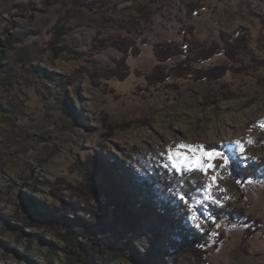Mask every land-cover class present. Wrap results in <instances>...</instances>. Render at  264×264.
Segmentation results:
<instances>
[{
  "label": "rangeland",
  "instance_id": "rangeland-1",
  "mask_svg": "<svg viewBox=\"0 0 264 264\" xmlns=\"http://www.w3.org/2000/svg\"><path fill=\"white\" fill-rule=\"evenodd\" d=\"M17 3L24 10L17 11ZM144 4L150 10L149 43L139 44L140 54L128 57L125 78L106 77L122 52L111 45L96 50L92 43L99 37L134 38L121 22ZM190 25L207 41L243 27L252 51L260 55L264 0H0V264H67L63 229L26 221L35 208L48 212L58 206L60 197L75 200L71 188L83 183L76 165L89 155L114 161L122 189L146 201L147 195L122 175L128 177L129 168L139 176L150 173L158 154H168L172 145L217 144L232 160L233 152L241 155L242 144L243 155L253 158L246 166L264 161V83L254 76L227 71L214 82L171 77L176 87L147 84L144 73L156 63L153 43L180 40ZM229 63L219 54L195 66ZM253 73L262 74V69ZM171 151L200 155L189 148ZM204 162L217 167L200 172L201 184L212 183L210 191L217 188L225 199L220 206L207 201L191 205V200L185 205L196 214L200 234L207 236L203 259L173 263L166 256V225L156 261L264 264V171L241 182L231 167L219 168L222 159L204 157ZM211 176L217 177L214 183ZM193 197L202 198L199 192ZM176 203L169 202L168 212L178 227L188 228V222L197 231ZM230 205L243 207L258 220V228L247 231V225L220 214ZM149 232L145 220L130 249L111 264H133L131 256L150 248Z\"/></svg>",
  "mask_w": 264,
  "mask_h": 264
},
{
  "label": "trees",
  "instance_id": "trees-1",
  "mask_svg": "<svg viewBox=\"0 0 264 264\" xmlns=\"http://www.w3.org/2000/svg\"><path fill=\"white\" fill-rule=\"evenodd\" d=\"M14 7L17 11L24 10L23 4L20 3L15 4ZM136 11L137 14L121 22L122 27L134 38L99 37L92 43L96 50L111 45L122 52V56L115 63V69L111 68L107 71L108 78L114 76L120 79L125 78L130 73L128 57L139 55L140 45L149 43L146 32L150 10L144 4L136 6ZM184 30L180 40L163 39L153 43L156 63L150 71L144 73L148 85L176 87L177 83L170 82L171 77L214 82L227 71L247 73L257 78L258 83H264V39L262 40V37L257 44L261 52L258 55L252 51L250 35L243 27L232 35L219 32V41L199 38L192 25ZM22 38L23 36L18 37V39ZM219 54L228 57L230 63L206 68L195 66ZM175 57H179L176 62L169 63L170 59ZM257 69H262V74L253 73ZM210 145L221 148L217 144ZM109 162L96 154L80 160L76 169L82 173L83 183L71 188L73 194L71 198L75 200L67 201L60 197V204L50 208L48 212L35 208L26 222L31 225L43 224L63 229L62 237L65 242L63 249L67 254V264H111L114 259L123 256L126 250L130 249L132 236L143 228L145 220L149 222L148 237L151 245L147 251L130 257L133 264H158L155 256L159 248L157 244L163 238L166 225L170 229L169 237L165 242L169 248L166 256L173 263L184 257L200 263L203 259V247L207 243V236L190 228L188 222L186 224L188 228L178 227L174 216L168 212L169 202L174 196L171 190L179 188L189 197H193L197 191L188 181L201 184L200 172L185 177V182L181 184L179 177L165 170H160L159 173L152 170L144 176H139L129 168L128 177L122 176L129 178L133 187L141 191L142 196L147 195L148 201H146L122 189L117 175L119 167L114 161ZM231 169L235 178L244 182L250 178L256 179L260 171H264V161L245 167H231ZM215 189V198L224 201L223 193ZM213 208L219 210L215 206ZM80 210L82 214L78 213ZM220 214L227 215L230 221L247 225V231L258 228V220L245 214L243 207L230 205L223 208ZM149 215H152L153 219L149 218ZM80 237L82 240H79Z\"/></svg>",
  "mask_w": 264,
  "mask_h": 264
},
{
  "label": "snow or ice",
  "instance_id": "snow-or-ice-1",
  "mask_svg": "<svg viewBox=\"0 0 264 264\" xmlns=\"http://www.w3.org/2000/svg\"><path fill=\"white\" fill-rule=\"evenodd\" d=\"M237 144L240 142L237 141ZM207 147L210 150L204 151L203 149ZM172 148H189L193 151H199L200 155L192 156L189 155L188 152H180L176 151L173 153L171 151ZM244 148L243 145H240V153L241 155L235 156L234 152L232 155L234 159L230 160L229 155H226L225 152L217 150L216 145L209 146H193L186 145L183 142L180 145H172L170 146V150L168 154L160 153L158 154L160 159L154 160L152 162L153 170L159 173L160 170H165L167 173H171L174 176L180 178V183L183 184L185 182V177L191 176L194 174H198L203 171L207 174L208 169H215L217 166L214 163H205L204 157H207L209 161H212L216 158L222 159L223 163L219 165V168L228 170L230 167H243L246 166L248 162H250L253 158H249L243 155ZM211 181L214 183L217 180L216 176H211ZM195 188L196 191L201 194V199L197 200L195 197H189V195L178 189H172L174 196L173 200L176 203V207L181 210L184 216L192 222V226L199 230L200 225L195 224V220L197 216L195 213H192L189 207H185V205H189V200H191V205L196 204H204L206 201L208 203L216 204L217 206L221 205V200L219 198H215L213 192L210 189L213 188V184L210 183L208 185L197 184L196 181H188ZM240 181H238L239 183ZM143 244V241H141Z\"/></svg>",
  "mask_w": 264,
  "mask_h": 264
}]
</instances>
